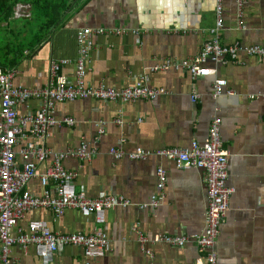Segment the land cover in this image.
Segmentation results:
<instances>
[{
	"label": "crops",
	"instance_id": "0c3cea01",
	"mask_svg": "<svg viewBox=\"0 0 264 264\" xmlns=\"http://www.w3.org/2000/svg\"><path fill=\"white\" fill-rule=\"evenodd\" d=\"M24 6L29 17L17 15L16 7L15 20L31 18V7ZM216 8V0H81L68 20L15 69L14 84L30 90L45 88L55 66H59L57 75L76 82L79 58L87 56L88 85L117 90L133 87L159 62L200 55L214 38ZM238 9L237 0L225 1L224 29L218 42L223 46H264V0H246L244 30L239 27ZM84 28L92 30V45L86 55L77 39V32ZM100 29L106 33H98ZM63 60L69 63L63 64ZM239 61H210L204 69L211 74L199 80L182 70L150 72L149 86L165 90L153 101L56 102L51 109L53 118L74 119L75 124L53 127L46 139L37 137L34 124L26 126L15 164L22 170L28 162L35 165L36 176L25 185L30 194L39 198L49 194L48 199L57 200L59 183H46L43 176L54 169L57 154L86 143L96 151L93 160L71 158L61 163L64 169L78 173L77 191L91 199L112 195L129 203L106 212L110 245L103 258L91 261L82 247L70 245L57 252L55 264H195L205 257L193 240L183 247L154 241L158 235L192 239L206 231L209 200L205 173L179 170L173 161L156 155L133 160L128 154L139 148L154 154L165 148H187L196 141L204 143L216 117L222 119L221 137L230 154L228 185L235 189L215 244L218 264H264V61L243 52ZM217 78L227 80L236 95L213 99ZM194 94L201 96L197 103ZM42 104L41 98L20 103V116L36 117ZM1 106L0 98V111ZM118 118L122 125L116 124ZM100 122L105 123V133L99 137ZM31 143L51 151L48 158L27 160L23 149ZM112 148L127 155L116 160L110 155ZM160 167L167 171L164 191L158 187ZM160 194L159 205L146 208ZM34 220L46 222L53 233L61 235L94 234L100 228L94 217H85L77 209L58 212L39 208L26 213L12 236H18L19 228L29 233L28 224ZM10 258L20 264H41L33 246L27 250L14 246Z\"/></svg>",
	"mask_w": 264,
	"mask_h": 264
},
{
	"label": "built area",
	"instance_id": "2783aa9c",
	"mask_svg": "<svg viewBox=\"0 0 264 264\" xmlns=\"http://www.w3.org/2000/svg\"><path fill=\"white\" fill-rule=\"evenodd\" d=\"M226 0H216L217 23L211 33L212 40L204 45V49L194 59L185 61H162L151 67L149 72H144L138 78L135 86L117 90L101 86L91 87L86 82L87 56L79 58L77 68V80L71 82L67 77L57 75L59 66H55L52 72L50 83L39 90H30L23 87H16L14 77L16 71L5 72L0 68V98L2 102L0 111V264H20L11 260L10 254L14 246H21L27 250L33 246L36 255L41 259V264H55V255L66 246L82 247L85 256L92 260L103 258L110 245L106 233V212L115 209L117 206L128 207L129 203L123 202V198L118 196H102L98 199L88 198L85 194L79 193L76 187L78 173L68 171L61 166L63 160L80 159L91 161L96 156V151H91L86 143H83L77 150L57 154L58 162L54 169H50L48 174L43 176L44 182L54 180L59 183L58 199L50 200L49 194L39 198L30 194L25 189L27 182L36 176V167L28 162L25 168L16 167V150L21 145L23 130L29 123L35 125L37 137L43 139L49 136L53 127L67 123L74 126V119L61 121L53 118L51 109L56 102H72L78 99H95L104 102L137 100L153 101L165 93L164 89H152L149 86V74L167 72L169 70H182L190 73L195 79H202L211 74L204 69V65L210 61L215 64H226L229 60L240 63L239 54L245 53L252 57H257L264 61V46H223L218 42L220 31L224 29V3ZM246 0H237L239 10V27L245 29L243 22V9ZM26 6L17 7V15H29L25 12ZM98 33H106L103 29ZM109 33H121L110 31ZM135 34L138 32L134 31ZM92 30L84 28L77 32V39L82 48L83 54H87L91 42ZM63 64H68V60H63ZM213 99L217 100L221 96H235L236 92L228 87V81L217 78L213 83ZM42 99L39 114L36 117L23 118L20 116L18 106L31 99ZM201 98L199 94L192 96L193 102L197 103ZM254 97H250L253 99ZM116 124L122 125L121 118L115 120ZM222 119H213L209 130V136L204 143L193 142L187 148H166L158 150L152 154L144 149H137L128 156L133 160H145L153 155L173 161L179 170L197 169L205 173V184L209 208L207 214V229L198 236L190 239L188 236H163L155 237V242H164L174 247H183L193 240L199 250L206 253L205 257H200L195 264H218V256L215 251V244L219 235L220 227L225 221L226 214L230 210V199L235 189L228 185L229 180V151L224 148L222 140ZM99 127V137L105 133V123L97 124ZM51 151L29 144L23 149L24 157L28 160L36 158L41 161L48 158ZM110 155L120 160L127 154L125 151L112 148ZM158 187L164 191L167 182V171L160 167L157 172ZM163 199L162 194L154 196L148 206L156 207ZM39 208H54L58 212L68 209H77L85 217H94L100 226L94 234H56L53 233L44 221L34 220L28 224L29 233L22 228L18 229V236L13 237L12 231L18 228V222L22 220L26 213ZM144 206H141V209ZM87 264H91L90 262Z\"/></svg>",
	"mask_w": 264,
	"mask_h": 264
},
{
	"label": "trees",
	"instance_id": "16d2710c",
	"mask_svg": "<svg viewBox=\"0 0 264 264\" xmlns=\"http://www.w3.org/2000/svg\"><path fill=\"white\" fill-rule=\"evenodd\" d=\"M20 4L31 7L30 19H14ZM80 5L81 0H0V68L8 73L19 67Z\"/></svg>",
	"mask_w": 264,
	"mask_h": 264
},
{
	"label": "rangeland",
	"instance_id": "374dc122",
	"mask_svg": "<svg viewBox=\"0 0 264 264\" xmlns=\"http://www.w3.org/2000/svg\"><path fill=\"white\" fill-rule=\"evenodd\" d=\"M79 7V6H78ZM26 16H28L29 17V15H26ZM19 21V20H18ZM166 149V148H165Z\"/></svg>",
	"mask_w": 264,
	"mask_h": 264
}]
</instances>
